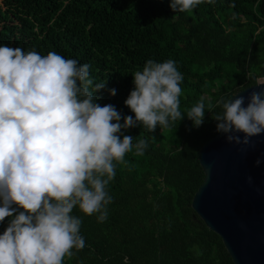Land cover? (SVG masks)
<instances>
[{"label":"trees","instance_id":"16d2710c","mask_svg":"<svg viewBox=\"0 0 264 264\" xmlns=\"http://www.w3.org/2000/svg\"><path fill=\"white\" fill-rule=\"evenodd\" d=\"M261 2L203 0L191 12L174 13L170 0H0V46L55 51L90 64L94 81L106 80L96 102L113 105L122 117L133 116L124 104L132 74L149 59L173 60L183 75L180 110L186 113L201 97L215 103L264 79ZM220 111L206 108L198 128L185 117L170 130L123 131L148 147L117 166L104 222L73 210L85 247L63 264H232L219 237L190 208L203 180L197 153L218 133L212 118ZM8 223L0 222V235Z\"/></svg>","mask_w":264,"mask_h":264},{"label":"clouds","instance_id":"9594fccd","mask_svg":"<svg viewBox=\"0 0 264 264\" xmlns=\"http://www.w3.org/2000/svg\"><path fill=\"white\" fill-rule=\"evenodd\" d=\"M202 2L170 0L169 6L187 13ZM90 67L55 51L0 46V222L9 218L0 235V264H63L85 247L73 210L104 222L117 166L148 147L145 139L133 144L132 136L122 137L129 128L170 130L185 117L198 128L205 109L218 107L212 119L227 142L248 145L264 133V91L251 92L247 103L243 95L215 103L201 97L182 113L183 75L175 61L149 59L132 74L134 88L124 101L134 118L122 117L113 105L96 102L94 93L106 80L95 82Z\"/></svg>","mask_w":264,"mask_h":264},{"label":"water","instance_id":"95a60500","mask_svg":"<svg viewBox=\"0 0 264 264\" xmlns=\"http://www.w3.org/2000/svg\"><path fill=\"white\" fill-rule=\"evenodd\" d=\"M261 10L264 14V0ZM253 91H264V79L231 98L243 95L247 103ZM197 162L203 180L190 208L219 237L232 264H264V133L248 145L229 143L217 133L199 148Z\"/></svg>","mask_w":264,"mask_h":264},{"label":"rangeland","instance_id":"374dc122","mask_svg":"<svg viewBox=\"0 0 264 264\" xmlns=\"http://www.w3.org/2000/svg\"><path fill=\"white\" fill-rule=\"evenodd\" d=\"M261 79V78H260Z\"/></svg>","mask_w":264,"mask_h":264}]
</instances>
